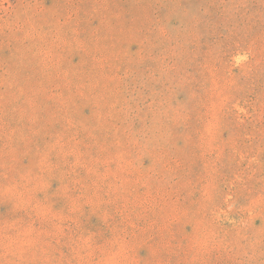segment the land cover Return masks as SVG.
<instances>
[{
	"label": "rangeland",
	"instance_id": "rangeland-1",
	"mask_svg": "<svg viewBox=\"0 0 264 264\" xmlns=\"http://www.w3.org/2000/svg\"><path fill=\"white\" fill-rule=\"evenodd\" d=\"M0 264H264V0H0Z\"/></svg>",
	"mask_w": 264,
	"mask_h": 264
}]
</instances>
